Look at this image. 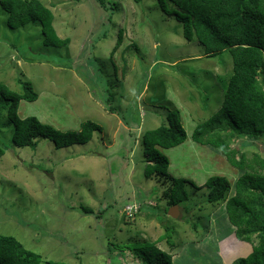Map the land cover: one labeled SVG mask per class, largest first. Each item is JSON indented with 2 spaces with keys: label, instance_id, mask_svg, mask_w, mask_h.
<instances>
[{
  "label": "rangeland",
  "instance_id": "374dc122",
  "mask_svg": "<svg viewBox=\"0 0 264 264\" xmlns=\"http://www.w3.org/2000/svg\"><path fill=\"white\" fill-rule=\"evenodd\" d=\"M42 1L70 43L46 46L34 24L10 28L0 7V81L16 91L22 89L18 78L35 85L39 98L21 101L22 118L36 116L64 131L90 119L104 130L67 148L46 139L35 148L17 147L1 109L0 234L49 264H139L134 251L150 243L172 252L174 264H222L215 239L232 232L223 206L206 201L207 188L187 185L189 200L171 217L164 189L144 176L142 142L179 110L188 139L183 148L160 149L170 159L169 172L198 185L212 175L236 182L241 172L224 155L191 138L222 105L233 72L229 52L208 57L157 0H112L109 11L95 0ZM122 28L123 43L112 54ZM233 147L248 158L264 156V135L239 138ZM130 203L140 206L139 216H126ZM239 243L230 248L236 253L231 262L249 254V243ZM223 254H230L227 244Z\"/></svg>",
  "mask_w": 264,
  "mask_h": 264
},
{
  "label": "trees",
  "instance_id": "16d2710c",
  "mask_svg": "<svg viewBox=\"0 0 264 264\" xmlns=\"http://www.w3.org/2000/svg\"><path fill=\"white\" fill-rule=\"evenodd\" d=\"M95 1L105 11L114 7L112 0ZM157 2L168 17L183 24L184 37L188 41L196 40L205 47L208 57L223 52H229L232 57L233 72L221 107L208 120L198 124L191 137L194 142L211 146L224 155L241 175L234 184L225 176L212 175L203 185L196 184L191 178L172 175L169 172L170 159L160 149L177 147L188 138L180 112L175 110L168 116V125L149 130L144 135V176L154 178L156 184L162 186L163 197L170 206H181L189 200L187 185L197 190L207 188L208 203L225 201V210L230 223L236 227L237 238L253 247L249 256L238 258L232 264H264V156L253 153L248 158L244 151L233 147V142L239 138L257 140L264 135V0ZM0 7L8 15L10 28L19 29L30 24L40 27L46 46L64 47L71 41L58 34L55 13L42 0H0ZM123 37L122 28L112 54L121 47ZM135 47L139 49L136 44ZM19 72L23 76L22 71ZM18 79L21 91L0 81V110L7 109L5 124L13 127L15 146L35 148L39 140L46 139L57 149L67 148L86 144L95 132H103L102 125L90 119L83 121L78 130L64 131L43 123L36 116L22 118L19 115L21 101L34 102L39 98V92L32 82ZM4 154L5 150L0 146V159ZM230 189L233 194L228 197ZM184 210L189 211L186 207ZM134 252L139 264H174L173 255L156 243ZM0 264L49 262L14 236L0 234Z\"/></svg>",
  "mask_w": 264,
  "mask_h": 264
},
{
  "label": "crops",
  "instance_id": "0c3cea01",
  "mask_svg": "<svg viewBox=\"0 0 264 264\" xmlns=\"http://www.w3.org/2000/svg\"><path fill=\"white\" fill-rule=\"evenodd\" d=\"M184 144L180 145L179 147L183 148ZM231 228H232V232H229L227 235L223 236L220 239H215V242H216L217 248H218L217 249V255H219V257L221 258L222 264H232L231 259H233L236 256V253L231 252L230 248L233 247L234 245L240 244L239 242L244 243V242L238 240V238L236 236L235 228L233 226ZM229 230H230V228H229ZM234 239L238 240L239 242H235ZM211 240H213V239H211ZM165 243H167V242H165ZM229 243H230V245H229ZM226 244L228 245V248H229V253H230L229 256H224V254H223V247L226 246ZM166 245L168 246V243ZM249 246H250V248L247 250H248V253L250 254L252 252L253 247L251 244H249ZM249 254H247V255H249Z\"/></svg>",
  "mask_w": 264,
  "mask_h": 264
},
{
  "label": "clouds",
  "instance_id": "9594fccd",
  "mask_svg": "<svg viewBox=\"0 0 264 264\" xmlns=\"http://www.w3.org/2000/svg\"><path fill=\"white\" fill-rule=\"evenodd\" d=\"M192 138V137H191ZM188 139V138H187ZM186 142V141H185ZM184 142V143H185ZM183 143V144H184ZM197 143V142H196ZM197 144H199V143H197ZM182 145V144H181ZM180 146V145H179ZM178 147V146H177ZM175 148V147H174ZM162 149V148H161ZM217 151V150H216ZM222 206H223V208H224V211H225V214H227L226 213V210H225V204H226V202L225 201H223L222 203H220ZM206 205V204H205ZM204 205V206H205ZM175 206V205H174ZM178 207H179V215H180V208H181V206L180 205H178ZM140 211H141V208H140V206L137 204V203H130V204H128V205H126V208L124 209V212H125V214H126V216H128V218H135V217H137V216H139V214H140ZM178 218V217H177ZM227 218H228V215H227ZM228 221H229V218H228ZM229 223H230V221H229ZM231 224V223H230ZM231 226H233L232 224H231ZM234 228H235V230H236V227L235 226H233ZM237 236V235H236ZM239 240V239H238ZM241 241V240H240ZM242 242H244V241H242ZM168 243V242H167ZM247 243V242H246ZM159 246V245H158ZM160 247V246H159ZM164 250V249H163ZM168 252V251H167ZM169 253H171V252H169ZM172 254V253H171ZM173 255V254H172ZM250 255V254H249ZM248 255V256H249ZM173 257H174V255H173ZM240 258H244V257H240ZM235 261V260H234ZM233 261V262H234ZM232 262V263H233Z\"/></svg>",
  "mask_w": 264,
  "mask_h": 264
},
{
  "label": "water",
  "instance_id": "95a60500",
  "mask_svg": "<svg viewBox=\"0 0 264 264\" xmlns=\"http://www.w3.org/2000/svg\"><path fill=\"white\" fill-rule=\"evenodd\" d=\"M169 215L173 218H177L179 216V207L178 205L173 206L170 209Z\"/></svg>",
  "mask_w": 264,
  "mask_h": 264
}]
</instances>
